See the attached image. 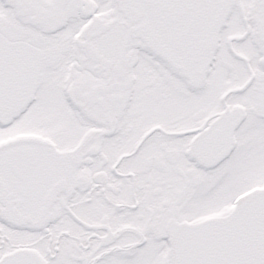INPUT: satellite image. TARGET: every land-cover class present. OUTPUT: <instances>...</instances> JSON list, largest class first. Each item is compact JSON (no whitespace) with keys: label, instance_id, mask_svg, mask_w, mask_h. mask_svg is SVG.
Returning <instances> with one entry per match:
<instances>
[{"label":"snow or ice","instance_id":"1","mask_svg":"<svg viewBox=\"0 0 264 264\" xmlns=\"http://www.w3.org/2000/svg\"><path fill=\"white\" fill-rule=\"evenodd\" d=\"M0 264H264V0H0Z\"/></svg>","mask_w":264,"mask_h":264}]
</instances>
